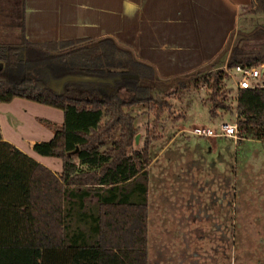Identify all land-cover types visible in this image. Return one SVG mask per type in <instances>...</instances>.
Here are the masks:
<instances>
[{
	"label": "trees",
	"instance_id": "16d2710c",
	"mask_svg": "<svg viewBox=\"0 0 264 264\" xmlns=\"http://www.w3.org/2000/svg\"><path fill=\"white\" fill-rule=\"evenodd\" d=\"M259 14L264 0L241 8L243 18ZM225 64H264V22L239 28L199 67L164 77L114 36L31 42L25 0H0V103L20 97L64 112L63 122L37 117L54 137L33 145L62 160L61 176L4 139L0 126V264H149L153 138L135 148L133 109L153 111L155 131L171 106L165 97L192 84L207 88L211 117L234 111ZM68 75L113 78L115 88L92 79L52 85ZM158 81L166 87H155ZM236 109L240 136L264 141V86L240 89Z\"/></svg>",
	"mask_w": 264,
	"mask_h": 264
},
{
	"label": "rangeland",
	"instance_id": "374dc122",
	"mask_svg": "<svg viewBox=\"0 0 264 264\" xmlns=\"http://www.w3.org/2000/svg\"><path fill=\"white\" fill-rule=\"evenodd\" d=\"M256 19L264 22V14L257 15ZM225 59L226 55L217 66L220 67ZM55 83L59 87V81ZM232 85L229 79L227 87L232 88L229 101L234 111H221L220 116L215 118L210 115L209 92L203 85L197 88L191 84L179 94L166 96L171 106L163 113L155 131L153 111L144 105L133 109L138 116L140 134L135 148L143 147L147 134L153 138L148 181L153 211L148 237L149 264H264V236L258 234L251 242V237L247 236L251 235V231L247 233L246 220L241 214L247 189L253 182L255 191L258 189L256 185L261 183L257 179L261 172L256 169L264 165V143L241 136L238 139L202 138L190 133L197 124L215 125L223 120L235 119L236 90ZM103 87L108 90L115 88L113 81L105 82ZM155 87L164 89L166 86L158 81ZM16 100V113L21 117L22 126L17 128L9 124L1 113L0 126L4 135L18 143L30 156L51 165L61 163L57 157L36 152L33 145L54 137V133L37 117L58 122L59 117H64L63 110L25 98ZM21 102H29V105ZM248 163L255 165L256 173L245 167ZM261 189L264 190V187ZM260 193L258 196H261ZM236 196L239 215L234 224L233 201ZM253 196L256 197V194ZM177 197L183 198L184 203L171 202ZM219 197L222 198L220 203ZM173 205L184 207L180 215L181 225L177 223L179 216L172 218L169 208Z\"/></svg>",
	"mask_w": 264,
	"mask_h": 264
},
{
	"label": "crops",
	"instance_id": "0c3cea01",
	"mask_svg": "<svg viewBox=\"0 0 264 264\" xmlns=\"http://www.w3.org/2000/svg\"><path fill=\"white\" fill-rule=\"evenodd\" d=\"M250 1L25 0L26 36L31 42L114 36L119 42L135 50L139 57L153 63L161 76L169 77L189 72L211 60L225 48L231 34H236L241 27L249 31L256 22H260L256 19L257 15H247L244 18L241 15V8ZM18 98L20 97L8 104L0 103V114L6 116L9 124L20 128L22 120L15 107ZM21 103L29 105V102ZM57 120L63 122L64 117ZM2 133L4 139H8L3 129ZM254 140L264 143L262 140ZM8 141L13 142L10 139ZM13 144L25 152L18 143ZM31 156L57 175H62L63 163L60 158L61 163L51 165ZM245 167L256 173L254 164L248 163ZM257 167L256 170L261 172L257 179L261 183L256 185L258 189L255 191V183H251L243 201L245 206L241 209L244 210L241 214L246 220V231H251V235L247 234L251 237V242L258 234L264 236V190L261 189L264 187V165ZM259 192L262 193L261 196H258ZM252 194H256V197ZM218 201L222 202V198L219 197ZM87 202L94 205L96 198L88 199ZM171 202L184 203V200L177 197ZM233 206V221L236 224L239 215L237 196L234 197ZM151 209L149 198V226L153 212ZM183 209L180 205L169 208L172 218L179 216L177 223L180 225Z\"/></svg>",
	"mask_w": 264,
	"mask_h": 264
},
{
	"label": "built area",
	"instance_id": "2783aa9c",
	"mask_svg": "<svg viewBox=\"0 0 264 264\" xmlns=\"http://www.w3.org/2000/svg\"><path fill=\"white\" fill-rule=\"evenodd\" d=\"M225 72L228 74L229 79L232 82V86L236 90V105L238 99V91L240 89L256 88L264 86V73L262 69L264 64L260 66L245 67L238 65L234 68H229L226 64L222 66ZM238 113L236 109L235 119L232 121H221L218 125L212 126L209 124H197L193 126L190 133L194 136L202 138H214V137H229L238 139L240 136L238 128Z\"/></svg>",
	"mask_w": 264,
	"mask_h": 264
},
{
	"label": "water",
	"instance_id": "95a60500",
	"mask_svg": "<svg viewBox=\"0 0 264 264\" xmlns=\"http://www.w3.org/2000/svg\"><path fill=\"white\" fill-rule=\"evenodd\" d=\"M262 72L264 73V68L262 69ZM99 80V81H103V82H112L114 79L113 78H95V77H85V76H77V75H68L65 78L59 80V88H61L63 86V84L68 81V80ZM139 139H140V134L136 135V144L139 143Z\"/></svg>",
	"mask_w": 264,
	"mask_h": 264
},
{
	"label": "flooded vegetation",
	"instance_id": "af4514ba",
	"mask_svg": "<svg viewBox=\"0 0 264 264\" xmlns=\"http://www.w3.org/2000/svg\"><path fill=\"white\" fill-rule=\"evenodd\" d=\"M55 84H56V83H55V81H54V82H52V85L56 86ZM56 87H57V86H56Z\"/></svg>",
	"mask_w": 264,
	"mask_h": 264
}]
</instances>
